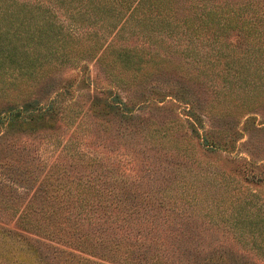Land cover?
<instances>
[{
  "label": "rangeland",
  "instance_id": "374dc122",
  "mask_svg": "<svg viewBox=\"0 0 264 264\" xmlns=\"http://www.w3.org/2000/svg\"><path fill=\"white\" fill-rule=\"evenodd\" d=\"M114 3L109 0L102 11L87 14L78 27L64 14L53 16L63 26L67 46L51 55L46 46L52 70L27 98L44 102L54 95L51 91L67 85L64 112L71 119L42 130L41 140L34 138L40 142L29 145L39 149L46 165L66 164L69 152H94L98 176L110 175L117 190L150 195L153 208L169 215L164 224L160 218L131 219V227L174 224L176 231L161 239L195 245L200 258L264 264V233L256 228L264 226L263 117L249 114L255 118L236 122L220 116L216 105L213 112L210 103L217 100L209 90L206 46L172 31L144 36L136 15L128 20L129 13L117 15ZM124 50L131 56L128 67L120 61ZM0 86L16 89L18 84L1 74ZM91 102L98 107L94 114ZM106 103L124 105L126 113L102 115ZM209 130L230 142L217 150L200 145L201 134L209 139ZM86 138L93 141L87 144Z\"/></svg>",
  "mask_w": 264,
  "mask_h": 264
},
{
  "label": "trees",
  "instance_id": "16d2710c",
  "mask_svg": "<svg viewBox=\"0 0 264 264\" xmlns=\"http://www.w3.org/2000/svg\"><path fill=\"white\" fill-rule=\"evenodd\" d=\"M111 1L117 15L129 13L127 20L136 15L144 36L172 31L206 46L209 90L217 100L210 103L213 112L216 105L220 116L236 122L261 114L259 123H264V0ZM108 2L0 0V78L4 74L9 84H18L16 89L0 86V264H230L198 257L190 243L161 239L176 231L174 224L131 227V219L160 218L164 224L169 215L153 208L150 195L117 190L110 175L98 176L94 152H69L66 164L46 165L39 149L29 145L40 142L34 138L41 140L42 130L71 119L64 112L67 85L50 92L57 99L27 98L52 70L46 46L50 55L67 46L63 26L53 16L64 14L78 27L81 18L102 11ZM125 52L120 61L128 67L132 61ZM119 105L106 103L99 112L123 115L126 108ZM88 107L92 114L98 111L96 102ZM228 142L210 133L209 139L201 134L199 144L217 150ZM256 228L264 233V226Z\"/></svg>",
  "mask_w": 264,
  "mask_h": 264
}]
</instances>
